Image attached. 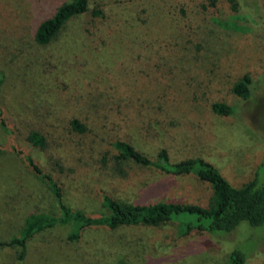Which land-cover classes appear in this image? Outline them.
Returning <instances> with one entry per match:
<instances>
[{"label": "rangeland", "instance_id": "obj_1", "mask_svg": "<svg viewBox=\"0 0 264 264\" xmlns=\"http://www.w3.org/2000/svg\"><path fill=\"white\" fill-rule=\"evenodd\" d=\"M70 1L0 0V107L19 136L35 130L47 138L45 150L15 143L57 179L68 207L107 213L100 192L133 205H212L210 185L192 175L133 165L124 182L102 180L96 170L59 174L61 166L116 155V141L152 160L162 149L171 163L204 159L234 188L264 183V0H103L105 16L93 26L76 17L48 45L35 43L37 26ZM245 75L251 85L243 99L232 88ZM214 103L233 114H215ZM73 120L86 131H73ZM10 139L0 125V144ZM1 150L0 240H7L58 206L24 156ZM71 232L66 225L36 235L26 264H229L234 251L244 264H264V224L185 238L177 222L92 228L76 244L67 241ZM16 252L3 249L0 258Z\"/></svg>", "mask_w": 264, "mask_h": 264}, {"label": "trees", "instance_id": "obj_2", "mask_svg": "<svg viewBox=\"0 0 264 264\" xmlns=\"http://www.w3.org/2000/svg\"><path fill=\"white\" fill-rule=\"evenodd\" d=\"M209 1L210 6L215 5V0ZM105 6L106 3L103 0H96L93 9L89 8V0H71L64 3L51 17L44 19L37 26L33 40L40 46L48 45L61 32L66 23L76 17H86L90 22L89 25L93 26L96 21L104 18ZM85 31L89 33L90 29L86 28ZM250 85L251 79L245 75L234 84L232 92L237 97L246 99L250 95ZM212 111L222 116L233 114V108L223 103H214ZM0 125L11 137L8 142L10 146L3 147L0 144V152L1 149H7L24 156L32 170L50 184L58 206L57 214L36 215L30 219L18 236L0 240V251L3 249H16L17 251L11 261L0 258V264H26L29 241L39 233L57 226L70 225L72 232L67 236V241L76 244L80 241L82 233L92 228L116 230L121 227H156L169 222H177L179 235L185 238L193 232L229 233L242 222H246L251 227L264 224V183L260 184L256 178L241 188H234L212 164L204 159L191 158L171 163L168 152L162 149L157 154V158L152 160L124 141H116L113 144L117 151L116 155L103 156L100 160H95L94 164L80 160L74 166H61L59 174L66 178L72 176L81 178L85 172L87 174L91 170H96L102 180L109 176L119 182H124L129 178L126 172L127 166L133 165L155 168L162 173L174 176L192 175L210 185L213 191L212 205L209 208L176 203L133 205L122 203L100 192L107 213L89 215L79 210H72L63 200L62 189L57 179L45 174L27 156L26 151L15 143V140H23L35 148L45 150L48 146L47 138L35 130L30 131L25 137L19 136L18 128L7 119L1 107ZM70 127L78 133L86 131V127L76 120L70 123ZM244 263L245 258L242 254L234 251L230 255L229 264ZM116 264L126 263L119 260Z\"/></svg>", "mask_w": 264, "mask_h": 264}]
</instances>
